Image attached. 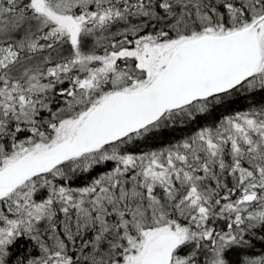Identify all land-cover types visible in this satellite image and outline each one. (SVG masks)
Masks as SVG:
<instances>
[{
  "label": "snow or ice",
  "instance_id": "snow-or-ice-1",
  "mask_svg": "<svg viewBox=\"0 0 264 264\" xmlns=\"http://www.w3.org/2000/svg\"><path fill=\"white\" fill-rule=\"evenodd\" d=\"M0 264H264V0H0Z\"/></svg>",
  "mask_w": 264,
  "mask_h": 264
}]
</instances>
